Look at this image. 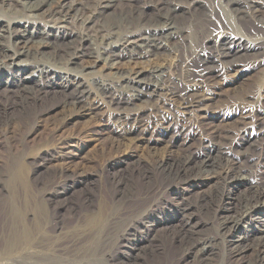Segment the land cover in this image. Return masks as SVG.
Masks as SVG:
<instances>
[{
    "label": "bare ground",
    "instance_id": "1",
    "mask_svg": "<svg viewBox=\"0 0 264 264\" xmlns=\"http://www.w3.org/2000/svg\"><path fill=\"white\" fill-rule=\"evenodd\" d=\"M9 1L0 0V10L1 4L9 7L7 19L0 16L4 34L0 61L9 60L12 65L30 61L23 71L10 76L12 80L0 79V98L4 95L0 134L13 123L31 130L43 115L54 113L62 112L63 126L101 117L100 125H108V138L126 147L105 168L114 171L112 204L125 205L136 193L127 189L122 176L123 167L133 162L136 186L153 183L150 192L155 195L183 186L175 192L181 199L174 206L171 237V244L181 246L178 264H215L220 244L231 259L228 264H264V112L256 109L264 101V0H42L36 4L26 0L17 5ZM107 11L116 12L117 19L97 23ZM23 16L27 20L18 21ZM31 27L35 34L28 32ZM6 35L8 42L3 40ZM47 49L53 52L51 59H39ZM101 64L114 76L109 80L97 76L92 87L88 76ZM251 79L255 91L242 96L243 83ZM181 85L184 90L178 89ZM222 85L226 91L220 89ZM50 95L56 102L47 103ZM138 100L144 105L137 106ZM227 102L258 107L242 109L241 114L229 111L227 121L237 124L238 133L224 145L216 136L229 138V131L221 135V128H210L213 123L209 122L221 116V111L213 112ZM19 104L26 107L14 115ZM181 120L189 122L187 135L179 131ZM204 125L210 129L206 135ZM173 129L177 135H172ZM149 131L154 133L149 135ZM257 141L262 142L261 148ZM64 142L53 154L43 153L38 166L74 156L80 159L73 152L76 144ZM134 144L161 154L151 165L128 150ZM56 166L62 182L48 197L50 201L65 198L74 186L91 177L85 172L71 173L61 164L51 165ZM196 187L200 190L192 200L190 194ZM237 187L244 190L233 196ZM196 211L214 217L217 235L223 240L220 244L201 235L194 221ZM40 215H34V223L39 226L43 219L51 230H45L43 241L36 238L41 242L30 245L28 252L23 250L25 255L19 260H30L29 264H146L139 260L147 256L144 243L157 239L167 222L142 223L145 231L136 239L119 236L121 219L106 226L97 222L96 215L85 213L88 219L82 233H74L65 243L59 235L67 232L63 233L60 222L52 220L51 214H42V219ZM111 244L118 255L109 250ZM151 253L152 257L158 254L156 250Z\"/></svg>",
    "mask_w": 264,
    "mask_h": 264
},
{
    "label": "rangeland",
    "instance_id": "2",
    "mask_svg": "<svg viewBox=\"0 0 264 264\" xmlns=\"http://www.w3.org/2000/svg\"><path fill=\"white\" fill-rule=\"evenodd\" d=\"M25 1L26 0H11L9 3H14L17 5L19 3H24ZM30 1H32L33 4H36L42 0ZM8 8V5L1 4L0 16H2L3 19H7L5 17V13ZM75 19L76 16L74 20ZM116 19V12L107 11L105 14L98 17L97 23L109 24ZM26 20L27 17L23 16L19 18L18 21ZM96 25V23L95 25L93 24L94 28H96ZM76 26L78 25L76 24ZM28 32L30 34H35L33 27H31ZM2 35L4 34L0 32L1 38ZM7 36L8 35H6V38H3L5 42H8ZM52 53V50L47 49L43 51V53L39 56V59L50 60ZM27 61L30 60H24L22 63L12 65L9 60H1L0 79L6 80L10 78V80H12L10 76H14L18 70L23 71L24 68L27 67ZM113 73L114 72L105 69L103 64H101L97 68L93 69V72L90 76H88L87 81L92 87H95V77L103 75V79L109 80L114 76ZM185 75L186 79L191 78L190 75ZM254 81V79H251L243 83V88L241 90L242 96L248 92L250 93L255 91L256 84ZM182 87L183 85L179 86L178 89L184 90V87ZM226 87V85H222L220 89L222 91H226ZM3 97L4 95H2L0 99ZM53 97L54 96L50 95L49 98H46L48 104L56 102V98ZM144 103L143 101L140 102L139 100L135 102L137 106H143ZM245 103L246 102L237 103L234 105L233 103L227 102L220 108V110H215L213 112V114H216L218 111H221V116L217 119H212L209 123L213 124L209 127H219L221 128L219 129L221 135L225 134L227 131H229L230 135L229 138H224L222 140H220V134L217 135V142L227 145L230 143L229 139L232 136H236L238 133V131L236 132L238 129L237 124L233 123L231 120L227 121L230 112L235 111L237 114H241L243 110L250 111L253 110L254 106L258 107L256 103ZM23 106L25 105L19 104L18 107H16V111L14 110V115H16L17 112H21L22 109L26 107ZM256 109L264 112V101L261 102V107ZM61 115L62 112L59 114L54 113L51 115H43L38 126H35L31 130H26L22 127H19L18 124L13 123L7 132L0 134V264L31 263L30 260L19 259L21 255H25V251L23 250L28 252L30 245H35L36 242L43 241L42 236L45 235V230H51V228L45 227V220L42 219V214L45 215L46 213H48L49 216L52 215V220L60 222V227L63 228V233L67 232L66 234L59 235L60 238L62 237L61 239H63L65 243H68L71 240L70 237H72L74 233H82L81 230H83L85 226L83 225L85 219H88V216H85V213L86 215L91 216L96 215L98 218L97 222L100 225L102 224L109 226L111 223L120 221L121 219L122 221L117 229L119 236L128 235L132 237L133 235V238L136 239L142 236L143 232L145 231L144 225L142 223L151 225L154 221L161 222L165 220V222L167 221L166 227L161 229V231L157 234V239H154L149 243H144V246H148V252L145 253L148 257L145 255L139 260L145 261L146 264H151V262H147V260L155 259L160 261L162 260V264H178V261L182 255V250H180L181 246L178 243L171 244V237L173 236V232L175 230V221L173 220H175L174 215H176V213L174 206L179 201V199H181V197H175V192L178 187L183 188V186H171L170 188L175 189L164 190L162 194L159 195H155V192H150L153 183L145 184L143 186L140 185L142 187L139 185L136 186L138 178L132 173L136 167V165H134L135 163L133 162L129 166L123 167L124 169L122 170V176L125 179L124 183L127 189H132L136 193L133 194V198L129 200L130 203L127 201L128 203L126 202L127 204L125 203V205L119 204L120 202L115 203L116 205L112 204L113 202L111 201L110 195L116 190V182L112 176L114 171L107 170L105 168L110 161L114 160L117 155H120L124 150H126V147L119 145L117 142H114L108 138V125L106 127L102 126L103 124L100 125L101 117L96 119L83 118L75 125L68 123V125L63 126L60 119ZM151 125L153 128L155 127L152 123ZM188 125L189 122L181 120L179 131L184 132V134L187 135L186 130ZM209 127L204 125L202 127V133L205 135L208 134L210 131ZM147 133L151 135V133L153 134L154 132L149 131ZM171 133L172 135H177L175 129L171 130ZM63 142L66 144H76L73 152L74 154L78 153L77 155L79 156L81 155V158H75L74 156V158L65 161H46L47 163H43L45 166L39 167L38 163L41 161V155L43 153L53 154L56 149L59 150V147H61ZM261 143L262 142L257 141L256 145L260 147L262 145ZM256 145L254 147H256ZM128 150L135 156L141 157L151 165L155 163L156 159L161 154L150 152L146 147L136 144L131 145ZM175 155L176 154H173L174 157H176ZM40 163H42V161ZM56 163L59 165L61 164L64 167H68L71 173L85 172L86 174H90L91 177L87 183L82 182L77 187L74 186L72 192H68V196H65V198L61 200L58 199L59 201H50L48 200V197H50V195L59 188V184L62 182L57 176V174L60 172V167H51L52 164ZM193 190L194 191L190 194V198L192 200L197 197V191H199L200 188L196 187L193 188ZM233 190L236 192L235 194L233 192V196H236L237 194L239 195L240 192H243L244 188L237 187ZM117 200L120 201L121 198L119 197ZM35 202L37 205L34 204ZM62 204H64L65 207L58 208V206ZM35 206H39L40 210L38 209L39 207L37 208ZM53 210H57L55 215ZM11 211L13 212L11 213ZM40 211H43L44 213H40ZM36 214H41L40 216L42 220H40L41 223L39 226H37L33 221V217ZM101 216L104 218V220L103 218L102 220L100 219ZM171 220L172 222H169ZM194 221L199 223L201 235L211 236L215 238L219 244L223 241L221 237L219 238L217 235V222L212 215H208L207 213L203 214L196 211L194 213ZM41 225H43L45 228ZM93 227H95V225H93ZM246 227L248 228V226ZM73 228L75 230H73ZM36 238H39L41 241H38ZM112 247L113 245L111 244L109 250L112 249V252L118 255L119 252H117V249ZM20 248L21 250H19ZM152 250H156L158 254L152 257ZM216 250V257L213 259L214 263L228 264L229 260L231 259H229V256L226 255L221 244L219 247L217 246ZM164 259H167L166 261L168 263ZM141 264H144V262Z\"/></svg>",
    "mask_w": 264,
    "mask_h": 264
}]
</instances>
